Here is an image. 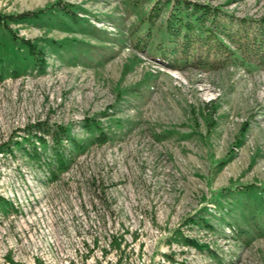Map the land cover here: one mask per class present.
<instances>
[{
    "label": "rangeland",
    "instance_id": "obj_1",
    "mask_svg": "<svg viewBox=\"0 0 264 264\" xmlns=\"http://www.w3.org/2000/svg\"><path fill=\"white\" fill-rule=\"evenodd\" d=\"M157 1L0 0V14L51 17L11 23L17 40L0 25V195L17 208L0 206V264H264L245 207L264 192V66L167 61L187 23L230 48L223 29L264 17V0H162L151 17ZM39 122L110 138L51 180L23 151Z\"/></svg>",
    "mask_w": 264,
    "mask_h": 264
},
{
    "label": "trees",
    "instance_id": "obj_2",
    "mask_svg": "<svg viewBox=\"0 0 264 264\" xmlns=\"http://www.w3.org/2000/svg\"><path fill=\"white\" fill-rule=\"evenodd\" d=\"M163 2L162 0H158L151 12L150 16L159 15L162 10ZM55 7V6H54ZM61 10L63 14L67 15L70 12L63 7ZM47 10H39V11H25L15 14H0V25H3L4 28L9 32L13 39L17 40L14 31L12 30L10 24H20V23H33L40 19H46ZM193 16L201 15V17L205 18L206 15H211V10L209 6L205 4H194ZM74 18V22L78 24L79 20L85 22L84 19L78 18L76 15L70 14ZM51 18V17H50ZM47 17V19H50ZM84 22H82L80 28L83 27ZM214 26V25H213ZM186 27L189 29V33L183 35L184 40L175 48L170 49L169 55H167V51L165 54L171 57V60L167 61L177 62L180 60L186 61L189 57L192 56V51L196 50V54L193 55V61L198 65L204 64H212L217 65L219 61H229L239 53L240 58L247 63H255L264 66V17L259 18L257 20L251 19L249 21L247 18L237 19L234 24V28H224L223 32L225 36L232 43L230 48L226 47L223 42H220L217 37V30L212 28L211 30H207L206 35H192L195 32V28L191 24H186ZM89 32L99 36L100 30L91 26L89 24ZM168 31L171 36L175 39L176 42H179V38L181 35V30L178 29L174 31L172 29L171 21L168 25ZM135 32V31H133ZM139 41V40H138ZM22 45L28 48V54L31 56V59L35 60H44L41 56L39 50L36 49V46L30 41L23 39ZM167 56H165L167 58ZM218 58V59H217ZM1 61V60H0ZM44 62V61H43ZM42 62V63H43ZM14 76L20 74V70L16 68L12 71ZM3 77V70L0 74ZM36 128L35 136L36 142L38 141L40 145L38 146L36 142L30 140L32 143V147L29 149L24 148V153L29 156V158L33 159L35 163L40 165V167L45 168V172L48 175V179L56 180L63 173L67 172L77 161V157L80 153L84 152L88 145L93 143H101L108 140L109 135L100 129L98 133L92 134L91 138L88 140H82L76 138L68 126H63L60 124L49 125L47 122H39L35 124ZM91 130V128L89 127ZM48 137L51 138L53 145L50 146ZM17 145L23 148L22 142H16ZM65 143H70L71 148H67ZM11 148H6L4 146H0V153L11 152ZM264 191V188L263 190ZM245 202V207L249 209V211H254V215L252 217V225H254L255 229L263 234L264 233V192L260 195H254L252 192H249L248 199ZM0 206L3 207L5 211H15L17 208L10 200H7L5 197L0 195ZM240 234L244 232V230H239ZM247 233V232H244ZM242 233V235L244 234ZM190 245L198 247L199 244L197 242H192L188 240Z\"/></svg>",
    "mask_w": 264,
    "mask_h": 264
}]
</instances>
